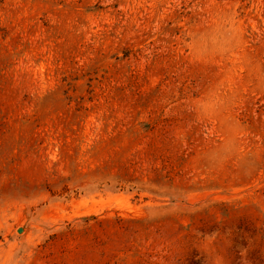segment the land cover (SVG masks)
<instances>
[{
	"label": "rangeland",
	"instance_id": "rangeland-1",
	"mask_svg": "<svg viewBox=\"0 0 264 264\" xmlns=\"http://www.w3.org/2000/svg\"><path fill=\"white\" fill-rule=\"evenodd\" d=\"M0 264H264V0H0Z\"/></svg>",
	"mask_w": 264,
	"mask_h": 264
}]
</instances>
